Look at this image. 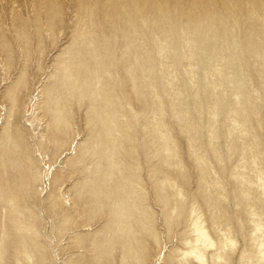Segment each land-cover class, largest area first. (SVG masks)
<instances>
[{"label": "rangeland", "instance_id": "obj_1", "mask_svg": "<svg viewBox=\"0 0 264 264\" xmlns=\"http://www.w3.org/2000/svg\"><path fill=\"white\" fill-rule=\"evenodd\" d=\"M0 264H264V0H0Z\"/></svg>", "mask_w": 264, "mask_h": 264}, {"label": "bare ground", "instance_id": "obj_2", "mask_svg": "<svg viewBox=\"0 0 264 264\" xmlns=\"http://www.w3.org/2000/svg\"><path fill=\"white\" fill-rule=\"evenodd\" d=\"M75 67V66H74Z\"/></svg>", "mask_w": 264, "mask_h": 264}]
</instances>
